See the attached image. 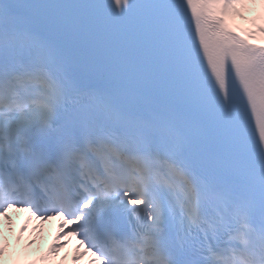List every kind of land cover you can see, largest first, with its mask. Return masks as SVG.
Instances as JSON below:
<instances>
[{
	"label": "snow or ice",
	"instance_id": "1",
	"mask_svg": "<svg viewBox=\"0 0 264 264\" xmlns=\"http://www.w3.org/2000/svg\"><path fill=\"white\" fill-rule=\"evenodd\" d=\"M244 4L0 0V217H59L73 264H264V26L229 23Z\"/></svg>",
	"mask_w": 264,
	"mask_h": 264
},
{
	"label": "bare ground",
	"instance_id": "2",
	"mask_svg": "<svg viewBox=\"0 0 264 264\" xmlns=\"http://www.w3.org/2000/svg\"><path fill=\"white\" fill-rule=\"evenodd\" d=\"M261 1L262 0H254V2H251V0H245L244 7L239 10L240 15L231 18H242L244 14L250 15L256 12ZM233 21L236 24L239 23L237 19ZM8 217H10V220L0 217V247H4V255L0 257V264H9L12 255L22 253L26 256L39 253L42 258H46L52 262L54 261L56 264H69V262H73V258L77 255V252L72 250L71 247L72 243L78 241L76 237L72 240L70 236H66L63 240L57 241L55 238V240L47 242L46 240L49 236H56L57 232H53L51 229H33V227L27 226V231L21 234L20 229L22 226L18 223V218L11 214H9ZM15 232H17V234H15ZM29 238L33 240L30 242ZM54 243L66 244V247L60 248L58 250V255L47 254L46 248ZM79 264L88 263L80 261Z\"/></svg>",
	"mask_w": 264,
	"mask_h": 264
}]
</instances>
